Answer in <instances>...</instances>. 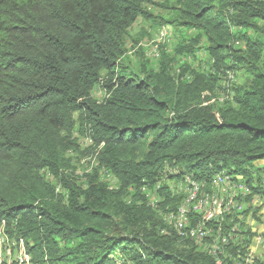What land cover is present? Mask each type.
Here are the masks:
<instances>
[{
	"label": "trees",
	"instance_id": "16d2710c",
	"mask_svg": "<svg viewBox=\"0 0 264 264\" xmlns=\"http://www.w3.org/2000/svg\"><path fill=\"white\" fill-rule=\"evenodd\" d=\"M139 19L147 27L134 36ZM165 25L179 40L160 44L153 64L141 43ZM202 49L209 66L200 69L188 58ZM237 70L246 79L220 101L222 79ZM261 160L264 0H0V228L23 261L221 264L166 222L186 195L159 182L191 177L211 192L202 182L226 172L264 194L251 179ZM238 245L226 253L239 257Z\"/></svg>",
	"mask_w": 264,
	"mask_h": 264
},
{
	"label": "rangeland",
	"instance_id": "374dc122",
	"mask_svg": "<svg viewBox=\"0 0 264 264\" xmlns=\"http://www.w3.org/2000/svg\"><path fill=\"white\" fill-rule=\"evenodd\" d=\"M154 1L163 2L165 0ZM154 10L158 11L157 8H154ZM144 27H147L146 22H144L143 19H139L133 25L131 34L136 36L141 32V28ZM149 29L148 35L142 40L141 45L145 48L147 56L151 58L153 64H155V61L159 58L160 44H168L169 48H172L179 40V33L170 25L162 26L159 29ZM128 48V56L130 57L129 62L134 65L136 63L134 55L135 49L132 47L131 40L128 42ZM208 59V54L205 52V49H202L198 53L197 59L193 60L192 58H188V61L194 67L203 69L209 66ZM245 79L246 75L243 70H237L235 72L230 71L227 76L222 79L221 86L224 88V91L222 88L218 91L217 97L219 100L224 101L230 96H228V94H230V87L233 83H243ZM94 94L98 98H101L103 95L101 90H95ZM81 145L83 149L89 147V139L87 137L81 138ZM94 163L95 159L92 155L86 158H81L76 162V166L78 167L79 172H83L84 170L89 169ZM252 169V186L264 189V161H258ZM240 177L241 181H243V184L246 186L239 187L238 192H240V196L236 197L233 203L223 210V219L219 213H215L212 216L210 221L215 223L210 225L208 228L209 232L211 231L208 235H206V237L210 236L208 237L209 240H207L206 243L203 239L194 240L200 244L199 248L201 250L210 252L221 264L223 263V259L221 260V258H223L222 256L232 260L237 258L240 261L246 262L248 260L250 262L253 259H264V194H254L251 189V192L249 193L248 189L250 186L247 182L248 179L243 175ZM103 178L106 179L107 176L104 174ZM112 182L114 181L112 180ZM160 184L167 186L171 193L175 196H182L184 198V195L186 194L185 188L182 186V182L179 179L171 178L168 180L164 176L161 182H159V185ZM202 185L203 190L205 191H211L213 189L212 184L207 186V183L202 182ZM216 192H219V189ZM147 197L150 204L156 206L158 202V192H156V190H147ZM164 219L167 223H169L166 216ZM232 224L233 226H231ZM219 228H221V231L218 230ZM227 229L231 230L230 233L227 232ZM204 236L205 235H203V237ZM230 240H232L233 243L239 244L238 246L240 248L237 251L239 257H236V255L230 251L226 253L225 246L230 242ZM218 246L219 250H217ZM214 248L217 251L216 253H214ZM0 255L2 256L1 260L3 263L5 260L8 262L21 260V262H23L22 264H28V262L23 261L24 255L20 247H13L11 241L9 242L2 237L1 229Z\"/></svg>",
	"mask_w": 264,
	"mask_h": 264
},
{
	"label": "bare ground",
	"instance_id": "6f19581e",
	"mask_svg": "<svg viewBox=\"0 0 264 264\" xmlns=\"http://www.w3.org/2000/svg\"><path fill=\"white\" fill-rule=\"evenodd\" d=\"M224 175H227L229 178L228 188H225ZM240 180L241 177L239 175L233 176L226 172H222L214 177L212 183L213 189L211 192H204L199 182L193 180L191 177H187L182 183V186L185 188L186 199L177 213H170V215L166 216L168 222L170 225H173L181 235L193 240H202L203 235H205V227H207L205 222H211L210 220L215 213H219L223 219V210L229 207L236 197L240 196V192H238L239 187L246 186ZM216 189H219V192H216ZM187 210L189 211V215L192 213L200 214L204 222L197 226H191V219L187 218ZM210 232L208 230L206 235ZM12 245L13 247L16 246L15 243H12ZM216 252L214 248V253Z\"/></svg>",
	"mask_w": 264,
	"mask_h": 264
},
{
	"label": "built area",
	"instance_id": "2783aa9c",
	"mask_svg": "<svg viewBox=\"0 0 264 264\" xmlns=\"http://www.w3.org/2000/svg\"><path fill=\"white\" fill-rule=\"evenodd\" d=\"M261 161H262V160H261ZM223 177H224V179H225V188H228L229 178H228L227 175H224ZM245 193H246V190H245ZM232 196H233V192H232ZM257 207H259V206H257ZM207 212H208V211H207ZM187 218H189V211H188V210H187ZM209 226H210V223H207V227H205V236L203 237V240L206 239V233H207V231L209 230V229H208ZM217 250H219V246H218V249H217ZM27 255H28V250H27Z\"/></svg>",
	"mask_w": 264,
	"mask_h": 264
}]
</instances>
